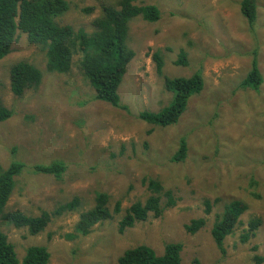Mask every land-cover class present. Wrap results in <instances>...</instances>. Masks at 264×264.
I'll return each mask as SVG.
<instances>
[{
    "label": "rangeland",
    "instance_id": "rangeland-1",
    "mask_svg": "<svg viewBox=\"0 0 264 264\" xmlns=\"http://www.w3.org/2000/svg\"><path fill=\"white\" fill-rule=\"evenodd\" d=\"M66 1L69 9L58 21L91 31L102 4L112 0ZM253 1L257 18L250 24L243 0H142L156 5L160 18L149 22L139 16L129 23L127 44L135 56L118 89L126 108L96 97L78 66L80 55L67 73L51 72L43 46L18 32L0 60V104L12 110L0 121V173L14 162L23 164L6 212L51 214L38 234L0 216L20 261L28 247L39 245L51 253L48 264H119L128 248L147 244L161 254L167 243L179 242L181 264H264V0ZM182 51L186 65L176 63ZM159 57L163 75L157 71ZM254 59L262 82L259 89L244 88ZM19 61L42 71L41 83L21 96L10 86L11 67ZM196 73L203 75V89L189 99L177 123L141 119L140 112H157L173 100L167 78ZM182 140L186 157L173 160ZM57 159L67 163L59 177L32 168ZM100 194L111 209L120 202L121 211L83 234L77 225ZM152 197L157 204L147 219L121 231L128 209ZM74 200V210L62 211ZM234 200L247 210L222 251L211 228ZM200 217L206 219L202 228L188 232L185 225ZM252 218L262 223L243 241Z\"/></svg>",
    "mask_w": 264,
    "mask_h": 264
},
{
    "label": "trees",
    "instance_id": "trees-1",
    "mask_svg": "<svg viewBox=\"0 0 264 264\" xmlns=\"http://www.w3.org/2000/svg\"><path fill=\"white\" fill-rule=\"evenodd\" d=\"M69 9L66 0H0V60L7 56L17 38L19 31L27 33L30 42L40 44L45 49L47 69L51 72L67 73L74 55H80L78 66L81 72L89 79L96 97L118 107L122 105L118 92L128 65L135 56V52L127 44L129 23L136 17H142L149 22L160 18V9L153 4H143L142 0H112L102 4L101 14L91 23V31L83 27L78 29L70 24H62L58 17ZM88 13L94 7L86 9ZM242 12L253 24L257 18L256 5L253 0H243ZM177 64L186 65L185 52H180ZM163 63L158 58L157 71L163 75ZM42 81V71L28 61H19L12 65L10 70V86L13 93L23 95L26 89L38 86ZM262 75L257 59L242 81L244 88L259 89ZM166 88L173 93V100L166 107L154 112L144 110L139 116L144 121L167 126L178 122L186 109L189 99L199 93L204 86L201 73L189 78L166 79ZM12 110L0 104V121L12 116ZM186 142L181 141L179 151L172 157L173 160H182L186 157ZM9 167V166H8ZM23 164L14 162L9 168L0 173V216L7 224L17 227L26 226L31 234L42 232L51 219V214L44 211L39 216H32L20 210L6 212L7 202L13 193L16 177L21 173ZM34 172L61 176L67 170V163L57 159L51 163L32 165ZM1 169V168H0ZM147 203H134L127 214L119 222L120 230L132 227L136 221L145 220L151 209L157 204V198ZM108 199L100 194L95 207L84 213L77 227L83 234L90 232V227L100 220L113 217L121 211V203H116L111 209L106 206ZM76 200L62 207L74 210ZM209 211V202H206ZM158 209V207H157ZM247 206L240 200L227 203L223 211L217 216L211 228V234L218 247L224 251V240L234 233L237 224L241 222ZM159 212H162L159 208ZM203 217L192 219L185 225L191 233L197 232L205 224ZM261 218H252L249 228L242 236L243 241L253 236L261 225ZM183 246L179 242H170L165 245L163 253L147 245L140 244L128 248L119 257V264H181ZM51 253L46 246L33 245L27 248L22 261L18 258L12 242L0 226V264H48ZM263 258L258 259V263Z\"/></svg>",
    "mask_w": 264,
    "mask_h": 264
}]
</instances>
